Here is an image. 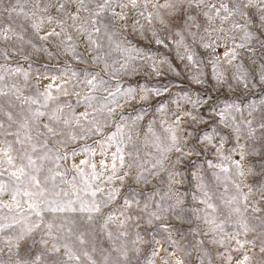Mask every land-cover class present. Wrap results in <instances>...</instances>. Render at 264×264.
<instances>
[{
    "label": "snow or ice",
    "instance_id": "snow-or-ice-1",
    "mask_svg": "<svg viewBox=\"0 0 264 264\" xmlns=\"http://www.w3.org/2000/svg\"><path fill=\"white\" fill-rule=\"evenodd\" d=\"M257 33L264 0H0V264H193L194 252L211 264L199 255L205 240L181 245L174 222H199L194 231L216 246L219 264H264V99L215 112L233 147L228 137L197 136L219 159L208 167L223 192L214 203L197 174L193 199L204 207L189 209L173 185L194 154L185 125L208 123V100L185 94L191 109L170 113L157 99L167 86L126 83L145 67L146 76L180 75L151 51L157 45L174 46L197 84L202 49L218 85L264 90ZM44 57L88 67L66 61L52 75L48 64L20 65ZM153 108L159 125L142 124ZM153 181L168 184L159 200Z\"/></svg>",
    "mask_w": 264,
    "mask_h": 264
},
{
    "label": "rangeland",
    "instance_id": "rangeland-1",
    "mask_svg": "<svg viewBox=\"0 0 264 264\" xmlns=\"http://www.w3.org/2000/svg\"><path fill=\"white\" fill-rule=\"evenodd\" d=\"M4 2L5 5H7L9 0H4ZM129 39L133 44L141 47H143L147 43L146 41L135 35L130 36ZM255 39L264 40V36H261L259 33H257L254 37V40ZM151 51L159 57H167V59L173 65L175 70L180 73V75L177 76L174 72H167L165 75L160 77H157L155 75L146 76L144 75V73L150 71V69L145 67L141 70L140 76L126 78L127 84L136 86L137 82H139L141 86H167L170 91L166 93L164 97H160L157 99L163 100L169 105L170 113L175 111L182 112L184 110L191 109V105H186L184 103L183 96L185 94L191 96L193 99H195L197 96H200L208 100V103L205 104L204 107L200 110L208 123L205 125L195 126V131H193L192 127H188L187 125H185L188 131L192 133V135L187 139L189 140V147L194 149V154L191 157L185 158L181 164L177 165V171L182 173V176L177 177V179L182 182L173 185V192L183 195L185 206L189 209L196 206L203 208V205H199L198 199H193L194 195L196 197L201 196L200 189L197 187L198 181L196 180V175L199 174L200 176L204 177L205 183L210 184L211 191L215 194L213 202L219 204V200L216 199V197H218L223 192V187H218L215 184L212 178L213 169L208 167V161L216 164L219 163V159L216 156V153L211 150L210 147L200 143V141L197 139V136H200L202 138L203 134L207 133L209 135L215 134L217 136V139H219L220 137H228V142L225 147L226 149L233 147L235 144V140L231 136V130L224 128V126L218 122L215 117V112L222 108L225 104L235 103L239 104L242 108L245 109L247 108V105L252 103L253 101H255L258 105L260 100L264 99V90H261L260 88L245 90L242 86H234L232 88H229L227 84L223 86L218 85L209 63V57L203 53L202 49H196V51L201 53V59H203L204 61V63L200 66L204 74L203 79L205 82L203 84H197L193 80V76L196 74V68H194L187 61L180 60V58L176 54L174 46H170V48L164 49L161 46L152 45ZM220 51L223 50L221 49ZM66 61L67 63L71 64L74 67H77L78 69L88 67L87 65H78L77 62L71 60L70 58L49 60L47 59V57L40 59L39 63L33 65L32 69H28V63L22 60L20 61V65L26 70H34L35 68L40 67V65L42 64H48L51 69L49 74L55 75L58 74L56 71L57 67L62 65ZM245 62L249 67H252L250 61L246 60ZM13 66L15 67V61H13ZM222 67L227 68L229 66L223 65ZM40 70L45 71L43 67H41ZM230 73L231 70L227 74L230 75ZM176 101H179V108H177ZM152 103L156 104V100L152 101ZM128 112L132 114V109H128ZM149 118L155 119L157 121V125H159V113L155 112L154 108L148 112L147 116L145 117V121L142 122V124L146 123ZM157 131H160L159 127H157ZM256 147L259 151L261 147L259 141H257ZM141 148L143 149L142 143ZM172 159H175V156H173ZM235 159H239V157L236 156ZM253 159L254 163L258 165L259 157H254ZM153 185H155V187L159 189V196L156 197L157 200L160 199V196H164L165 193H168L167 182L159 184L157 183V181H153ZM153 185L147 186L144 191H152ZM174 223L177 231L173 233V237L177 239L181 245L190 247L192 244H195L196 241L204 239L205 243L201 246L202 250L199 255L207 261H210L211 264H219V260L216 255V246L209 243L207 237L197 235L194 231L195 223L199 222H195L192 226L186 223ZM232 227L233 226L231 224L228 225L229 229H231ZM104 243L105 246H107L106 242ZM192 261L193 264H199L196 252L193 253Z\"/></svg>",
    "mask_w": 264,
    "mask_h": 264
}]
</instances>
